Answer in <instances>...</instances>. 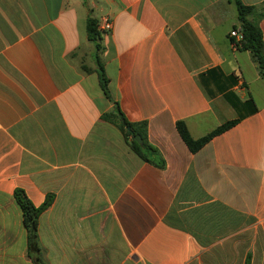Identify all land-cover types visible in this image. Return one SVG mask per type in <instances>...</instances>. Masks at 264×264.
Listing matches in <instances>:
<instances>
[{
	"label": "crops",
	"instance_id": "obj_1",
	"mask_svg": "<svg viewBox=\"0 0 264 264\" xmlns=\"http://www.w3.org/2000/svg\"><path fill=\"white\" fill-rule=\"evenodd\" d=\"M241 2L264 38V0ZM237 27L233 0H0V264H40L17 189L54 198L42 264H264V78ZM116 103L163 168L105 119ZM179 122L234 125L192 152Z\"/></svg>",
	"mask_w": 264,
	"mask_h": 264
},
{
	"label": "trees",
	"instance_id": "obj_2",
	"mask_svg": "<svg viewBox=\"0 0 264 264\" xmlns=\"http://www.w3.org/2000/svg\"><path fill=\"white\" fill-rule=\"evenodd\" d=\"M236 4L237 11H238V20H239V27L235 28V30H239L242 34V40L240 42H236L235 39H231L232 43L236 47L237 50L243 52H250L254 61L258 65L259 72L262 78H264V38L262 30L258 23L252 21L250 16H252L256 12V8L245 6L241 0H233ZM264 16V13H262ZM87 31L90 37V40L95 43L97 51H101V46L98 43L100 34L98 31V23L95 20L89 19L87 22ZM99 77H100V84L105 93V95L110 98V90L108 86V79L105 74V70L99 61ZM111 118L119 119L118 121L120 124L118 128L126 137V139L131 138V146L134 152L144 161L161 167H164V161L160 164L151 161L148 155L157 153V150L150 146L146 141V134L143 129H138L133 124L129 123L120 108L118 103L115 104V113L109 116H106L105 119L111 120ZM234 125V123H229L214 133L195 140L190 135V132L185 123L179 122L177 124L178 131L186 143V145L190 148L192 152H196L200 150L203 146H205L215 135L225 131L229 127ZM131 128V131L128 130ZM140 135L144 141L143 146H140L135 140L134 136ZM15 199L19 204L22 213H23V220L24 224L28 230V252L29 256L34 259L37 263L42 264V256H41V245L38 239V224L39 218L53 203V196H48L45 200L44 204L40 207H35L31 201L28 199L26 193L21 190L17 189L15 191ZM246 264H250V257H248Z\"/></svg>",
	"mask_w": 264,
	"mask_h": 264
},
{
	"label": "built area",
	"instance_id": "obj_3",
	"mask_svg": "<svg viewBox=\"0 0 264 264\" xmlns=\"http://www.w3.org/2000/svg\"><path fill=\"white\" fill-rule=\"evenodd\" d=\"M111 28H112V25L106 21L104 24H102L103 31H110ZM230 37L235 39L236 42H240L242 40V34L239 30H233L230 34Z\"/></svg>",
	"mask_w": 264,
	"mask_h": 264
},
{
	"label": "water",
	"instance_id": "obj_4",
	"mask_svg": "<svg viewBox=\"0 0 264 264\" xmlns=\"http://www.w3.org/2000/svg\"><path fill=\"white\" fill-rule=\"evenodd\" d=\"M129 131H131V128H128ZM134 140L140 145L143 146L144 142L140 135H135Z\"/></svg>",
	"mask_w": 264,
	"mask_h": 264
}]
</instances>
